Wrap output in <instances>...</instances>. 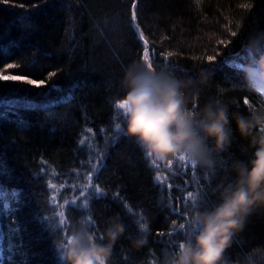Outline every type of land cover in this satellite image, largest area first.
<instances>
[{"label": "trees", "instance_id": "trees-1", "mask_svg": "<svg viewBox=\"0 0 264 264\" xmlns=\"http://www.w3.org/2000/svg\"><path fill=\"white\" fill-rule=\"evenodd\" d=\"M131 2L0 0V75L37 82L0 80V165L7 170L0 175V199L8 205L0 212V264H60V229L47 222L60 218L53 208L76 226L90 214L102 230L110 217L130 214L132 220L124 217L129 238L124 234L117 241L109 264H157L162 252L175 251L186 237L173 225L185 222L191 212L184 220L172 212L183 211L185 189L205 193L200 210H210L220 191L234 181L233 164L249 160L255 151L251 138L237 134L229 149L213 154L211 166L178 169L157 180L152 160L125 136V118L115 104L123 97L117 85L125 69L133 63L147 66L142 31L153 69L191 80L198 91L197 109L210 99H223L230 114H264V94L245 90L250 54L228 31L239 25V33L245 32L264 10V0H136L135 29L130 26ZM205 78L207 83L201 84ZM228 83L239 87L220 97L217 85ZM189 108L197 112L193 104ZM91 147L103 159L94 176L100 198L62 208L48 185L58 186L55 178L79 183L90 170ZM16 192L23 194L17 197ZM141 220L146 230L140 229ZM142 235L147 243L132 248L130 240ZM11 244L18 248L10 250ZM221 264H264V207L247 217Z\"/></svg>", "mask_w": 264, "mask_h": 264}, {"label": "clouds", "instance_id": "clouds-1", "mask_svg": "<svg viewBox=\"0 0 264 264\" xmlns=\"http://www.w3.org/2000/svg\"><path fill=\"white\" fill-rule=\"evenodd\" d=\"M258 47L259 43L250 55L254 57ZM243 75L246 91L264 94V54L254 58ZM200 83H207V78ZM117 86L125 105L124 134L149 160L165 162L183 156L195 166L208 167L213 154L229 149L237 134L257 145L249 160L233 164L234 181L220 191L219 202L210 210L191 212L189 234L175 251L162 252L159 259V264H221L247 217L264 207V132L254 134L255 129L264 128V114H230L223 99H210L193 112L189 104H197L198 91L191 80L136 63L125 69ZM238 87L236 83L217 85V93L223 97ZM124 234L125 227L117 217L107 220L100 238L86 226L77 225L60 250V264H109L114 246ZM146 243L143 235L130 240L136 249Z\"/></svg>", "mask_w": 264, "mask_h": 264}, {"label": "snow or ice", "instance_id": "snow-or-ice-1", "mask_svg": "<svg viewBox=\"0 0 264 264\" xmlns=\"http://www.w3.org/2000/svg\"><path fill=\"white\" fill-rule=\"evenodd\" d=\"M131 8H132V12H131V20H130V26H132L134 29L135 27H137V25H132L131 22H134L137 20V12H136V0H132L131 2ZM264 27V10H261V12L259 14H255V18L251 21L250 25L245 29V32L243 33H239V25L237 26V31H232L230 28L228 29L230 36L231 37H236L238 38V42H240L242 44L243 49L245 50L246 53L250 54L253 52V49L256 48L257 44L259 43V47L258 49L255 51L254 53V57L252 55L248 56V59L246 61V66H248L254 58H259L260 55L264 54V34H261V28ZM239 33V36H238ZM139 39L144 41V51H143V57L142 59L147 62V67L150 69H153V65L152 63L149 61V54L147 51V40L144 37L143 32H139ZM220 44H227L228 41L226 40H220L219 41ZM173 53L169 52L167 53V56L170 57L172 56ZM214 58L213 57H208V60L211 62ZM13 65H8V67H12ZM244 70H246V67L244 68ZM250 70V69H248ZM156 71H159V69H156ZM51 75H55V73H51ZM192 79H195V76L193 75L191 77ZM0 80H9V81H21L30 85H36L37 82L35 80L32 79H26L23 75H0ZM41 84L43 83V81L40 82ZM74 98V97H73ZM67 100V102H71V99L69 98H65ZM244 103L246 105H249L250 107H252L250 105V102L245 99ZM124 101L122 99H120L119 101L116 102L115 104V108L117 110H122L124 108ZM194 110L198 111V109L196 108V106L194 105ZM124 116V113H123ZM115 129H116V133L119 134L121 132V125L120 123H116L115 125ZM262 131H264V128L261 129ZM112 143H115V137H113ZM188 160L186 157L180 156L177 157V161L178 162H184ZM157 161H152L153 165H156ZM168 166H171L173 164L172 160H168L167 161ZM99 165L102 168L103 167V159H101L99 161ZM157 167H159V165H156ZM191 168L193 170L196 169V166L194 164H191ZM93 171L98 172L99 168H94ZM7 174V170L0 165V175H6ZM88 179L91 180L92 179V175L91 173L88 176ZM156 179L160 180V175L159 173H157L156 175ZM49 187H54V185L49 184ZM169 187H172V185H169ZM100 189L97 187L94 191L91 192H86V191H80L78 193V195L82 198L83 203H88L90 204L91 199L95 198V199H99L100 197L98 195H96V193H99ZM23 193L22 192H16V196L19 197L21 196ZM2 193H0V197H2ZM205 196L206 194L203 193L200 190H197L195 193L192 190H188L187 188L185 189L184 194L180 197V200L183 201V211H177L176 208L172 209V212H176L177 215L180 217L181 220H184L185 216H187L190 212L196 211V210H200L205 203ZM71 206H75V207H79L80 204L78 202H72ZM8 205L7 203H5L4 199H0V212L3 211L4 208H7ZM52 212L54 214H56L57 216H59L60 218L55 220L53 222L52 218L49 217L47 222L49 224V226H53L57 229H60V232L58 233V235L62 236L61 242L58 244V248L62 249L64 247V244L66 243V239L68 234L70 233V231L72 230L73 227L76 226V224L74 222L72 223H66L65 219L63 218V213H57L56 209L53 208ZM127 216L129 220H132L133 217L128 214L125 213L123 216H117L118 220L120 223H122L125 227V234H126V238H129V235L127 233V229L129 227L128 223H125V219L124 217ZM39 219H41V221H44L45 218L44 217H39ZM93 217L88 214L87 219H83L80 221V225H84L88 228L89 232L95 236L96 238H100L102 236L103 230L100 228L95 227V225L92 223ZM186 224H187V228H186ZM139 227L141 230H146V221L141 220L139 222ZM173 230L174 231H179V230H184V234L187 236L189 234L190 231V224L188 222V219L185 222H181L179 224H174L173 225ZM159 235L164 236V233H160ZM167 235L171 236V233H168ZM179 247V244L178 246ZM10 250H16L18 248V245L15 244H11L9 245ZM166 252L168 251H173V250H169L166 249ZM157 264H159V261H157Z\"/></svg>", "mask_w": 264, "mask_h": 264}, {"label": "rangeland", "instance_id": "rangeland-1", "mask_svg": "<svg viewBox=\"0 0 264 264\" xmlns=\"http://www.w3.org/2000/svg\"><path fill=\"white\" fill-rule=\"evenodd\" d=\"M264 96V95H263ZM102 159L101 155L99 154V151L95 149L94 147H91V166H90V172H84V176L80 177L79 183L76 181L71 182V184L68 185L67 183V178L66 179H59L56 181V183L60 184L56 187H53V200L55 203H62V208L66 205L72 204V202H78L81 205H85V203L81 202L82 198L78 195L80 191H86V192H91L94 191L97 187L94 185V176L96 175V172L93 171L94 168H99V161ZM173 161V164L171 166H168L167 161L165 162H156V165H159L157 167L156 165V170L157 173L160 175V180L162 181L163 176L165 179L167 178V175L174 173V171H182L187 169V167H191V163L186 160L184 162H178L177 157L170 159ZM182 168V169H181ZM180 169V170H178ZM91 173L92 179L89 180L88 176ZM166 173H168L166 175ZM98 194V193H96Z\"/></svg>", "mask_w": 264, "mask_h": 264}]
</instances>
